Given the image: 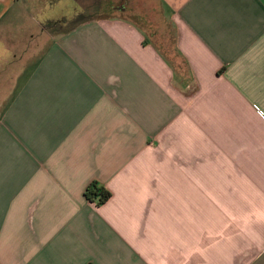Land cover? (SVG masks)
Here are the masks:
<instances>
[{"label": "crops", "instance_id": "crops-1", "mask_svg": "<svg viewBox=\"0 0 264 264\" xmlns=\"http://www.w3.org/2000/svg\"><path fill=\"white\" fill-rule=\"evenodd\" d=\"M76 1L0 0V264H264V0Z\"/></svg>", "mask_w": 264, "mask_h": 264}, {"label": "rangeland", "instance_id": "rangeland-1", "mask_svg": "<svg viewBox=\"0 0 264 264\" xmlns=\"http://www.w3.org/2000/svg\"><path fill=\"white\" fill-rule=\"evenodd\" d=\"M36 1L37 3L26 8L27 10L25 12L35 15L36 18L45 25H53V20L57 21L63 17L73 19L75 15L83 11V7L76 0Z\"/></svg>", "mask_w": 264, "mask_h": 264}, {"label": "trees", "instance_id": "trees-1", "mask_svg": "<svg viewBox=\"0 0 264 264\" xmlns=\"http://www.w3.org/2000/svg\"><path fill=\"white\" fill-rule=\"evenodd\" d=\"M72 26L77 25L76 23H71ZM86 198L90 202H95L98 206L103 205L112 197V192L106 189L104 186L94 182L89 185L85 191Z\"/></svg>", "mask_w": 264, "mask_h": 264}]
</instances>
